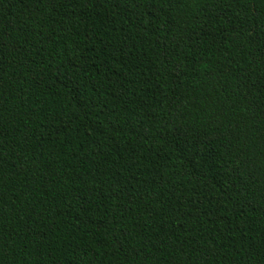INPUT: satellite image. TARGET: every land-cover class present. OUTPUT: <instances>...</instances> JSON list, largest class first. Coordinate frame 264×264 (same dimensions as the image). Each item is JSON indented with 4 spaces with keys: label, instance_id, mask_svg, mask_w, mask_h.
Here are the masks:
<instances>
[{
    "label": "trees",
    "instance_id": "1",
    "mask_svg": "<svg viewBox=\"0 0 264 264\" xmlns=\"http://www.w3.org/2000/svg\"><path fill=\"white\" fill-rule=\"evenodd\" d=\"M0 0V264H264V0Z\"/></svg>",
    "mask_w": 264,
    "mask_h": 264
},
{
    "label": "snow or ice",
    "instance_id": "2",
    "mask_svg": "<svg viewBox=\"0 0 264 264\" xmlns=\"http://www.w3.org/2000/svg\"><path fill=\"white\" fill-rule=\"evenodd\" d=\"M233 2H239V0H233ZM60 3L61 6H63V3H61V0H49V6L56 7V5Z\"/></svg>",
    "mask_w": 264,
    "mask_h": 264
}]
</instances>
